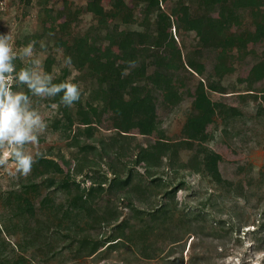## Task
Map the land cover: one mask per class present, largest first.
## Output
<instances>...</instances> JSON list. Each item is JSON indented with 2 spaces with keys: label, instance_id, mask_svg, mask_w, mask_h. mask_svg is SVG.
Listing matches in <instances>:
<instances>
[{
  "label": "rangeland",
  "instance_id": "1",
  "mask_svg": "<svg viewBox=\"0 0 264 264\" xmlns=\"http://www.w3.org/2000/svg\"><path fill=\"white\" fill-rule=\"evenodd\" d=\"M87 1L5 0L0 6V34L11 35L17 51L33 43L46 58L44 70L55 77L66 67V80L80 86L81 110L90 121L88 127L80 123L73 105L68 127L59 96L33 98L49 128L30 148L41 153L30 175L15 178L0 168V255H9L0 264H264V36L241 49L222 50L203 45L196 29L171 26L173 46L156 49L144 75L159 70L175 95L169 97L161 80L157 85L148 78L139 91L155 104L151 133L130 125L119 135L103 108L104 87L88 68L64 63V43L74 37L88 34L107 46L85 9ZM159 2L150 3L173 15L174 0ZM101 3L110 8V0ZM63 13L70 20L60 28ZM236 13L232 29L254 31L264 24V1L240 2ZM142 17L136 10L131 23L118 24L128 41L144 29ZM110 52H118L115 45ZM140 57L146 58L143 51ZM188 58L203 75L187 65ZM16 63L18 69L25 66ZM206 78L217 87L206 88L208 96L220 105L203 126L202 139L187 140L183 128L194 112V92ZM165 143L171 146L162 151ZM213 152L217 180L203 164ZM129 172L125 187L111 182L114 174L124 178ZM92 183L95 189L88 193ZM159 205L161 212H151ZM122 220L124 227L116 228ZM111 235L119 236L115 247L105 241ZM79 236L100 242L97 251H75Z\"/></svg>",
  "mask_w": 264,
  "mask_h": 264
},
{
  "label": "trees",
  "instance_id": "2",
  "mask_svg": "<svg viewBox=\"0 0 264 264\" xmlns=\"http://www.w3.org/2000/svg\"><path fill=\"white\" fill-rule=\"evenodd\" d=\"M46 1L39 0V3L43 4ZM243 1L247 0H174L173 15H171L161 9L158 3L151 4V0H132L131 5L125 3L124 0H110V8L108 10L103 7L101 0H88L85 9L95 17L98 30H103L101 36L103 41L107 42V46L103 49L88 34H84L83 36L72 38L69 42L61 41L65 42L64 56L65 58L71 57L70 65L74 68H88L97 83L104 87L103 94H101L103 108L111 112L113 127L117 129V134L124 135L122 133L127 132L130 125L137 128L140 134H149L154 125L155 104L152 97L139 91V88L143 87L144 82L149 78L150 81L157 85H160L158 81L161 80L160 87L168 86L164 90L170 93L169 97L175 95V93H172L169 78L163 76L159 70L151 76L144 75L145 61L149 57L156 58V49L159 47L163 48L165 43L173 46L174 38L167 32L173 25L178 28L184 26L196 29L203 45L221 47L222 50L234 47L241 49L247 41L263 37L264 24H257L254 31L232 29L233 21L237 18L235 16L237 14L236 9L239 7L240 2ZM258 1L262 2L264 0ZM64 6L66 7V4ZM136 10L140 11L143 16L139 25L144 26V29L134 31L132 42H130L118 24L131 23ZM77 12L78 10H75V13ZM217 13H220L221 16H216L215 14ZM61 14L62 12H60ZM62 16L64 18L59 24L60 28L67 25L70 20L67 14L63 13ZM109 20L112 21V24ZM114 45L118 52L111 54V47ZM142 51L146 58L140 57V52ZM177 53L178 55L180 54L179 51ZM170 54L173 55V48L170 49ZM187 65L198 74L203 75L200 65L194 64L189 58L187 59ZM66 75L67 68L65 67L54 82L67 81ZM204 80L206 83L199 81L196 86L193 99L194 112L188 117L187 123L183 128V133L187 140L202 139L204 136L202 132L203 126L212 122L216 108L220 105L218 102L212 101L206 92V88L216 90L217 87L209 78ZM62 106V116L67 120V126L71 127L73 120L70 107ZM74 106L79 108L78 110L81 114L80 123L88 127L90 121L84 115L85 112L81 110V102L78 101ZM175 143L174 145H177L178 142ZM161 145L164 147L162 151L167 150V146H171L166 143ZM216 156L214 152L206 154L203 164L208 173L217 180L220 175ZM139 157H141L140 154ZM49 164L53 165V162L50 161ZM130 177V172L124 178L114 174L111 182L119 187H125L129 183ZM97 187L100 188L101 184ZM94 189L95 185L92 183L88 187V193H91ZM77 199L81 200L82 195L69 200L68 206L74 205ZM28 206L30 207V204L26 205V207ZM79 210L81 211V208ZM162 210V205H159L151 212L158 213ZM124 224L125 221L122 220L117 224L116 228L122 229ZM108 237L109 239L105 241L110 242L108 243L109 247L118 245L119 240L117 239L119 236L111 235ZM86 239V236L77 238L78 245L75 251L92 255L97 251L100 242L88 243ZM0 257L3 261L9 255L4 251Z\"/></svg>",
  "mask_w": 264,
  "mask_h": 264
},
{
  "label": "clouds",
  "instance_id": "3",
  "mask_svg": "<svg viewBox=\"0 0 264 264\" xmlns=\"http://www.w3.org/2000/svg\"><path fill=\"white\" fill-rule=\"evenodd\" d=\"M40 47L44 49L45 45L41 43ZM45 59L37 55L33 43L17 51L13 37L0 34V168L15 178L31 174L41 153L30 148L39 145L49 128L46 118L33 106V98L59 96L65 107L81 99L78 84L54 82L56 77L44 70ZM17 60L25 66L18 69ZM64 63L71 64V57H66Z\"/></svg>",
  "mask_w": 264,
  "mask_h": 264
},
{
  "label": "built area",
  "instance_id": "4",
  "mask_svg": "<svg viewBox=\"0 0 264 264\" xmlns=\"http://www.w3.org/2000/svg\"><path fill=\"white\" fill-rule=\"evenodd\" d=\"M4 1H5V0H0V6H1V5H4Z\"/></svg>",
  "mask_w": 264,
  "mask_h": 264
}]
</instances>
